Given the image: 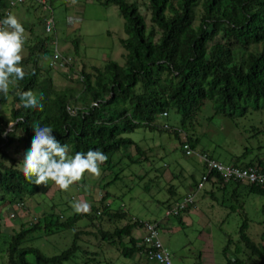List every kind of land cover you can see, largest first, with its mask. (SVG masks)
<instances>
[{"label":"trees","instance_id":"1","mask_svg":"<svg viewBox=\"0 0 264 264\" xmlns=\"http://www.w3.org/2000/svg\"><path fill=\"white\" fill-rule=\"evenodd\" d=\"M47 1L52 14L58 5H66L65 0ZM28 3L34 11L41 10V5ZM104 4L115 5L124 19L127 36L121 40L125 50L122 64L108 59L101 66L83 63L75 71L72 61L67 73L58 71L69 83L55 84L50 74L53 69L42 60L51 54L56 29L45 32L39 16L42 31L23 44L26 54L10 53L0 63V82L6 80L0 88V220L7 208H24L29 199L41 195L54 176L65 174L75 182L66 167L68 161L111 163L112 155L121 147L134 144L140 156L132 161H139L144 152L122 135L126 132L139 127L168 130L182 149L188 144L193 150L199 138L186 132L185 125L196 121L207 101L216 114L226 116L237 111L242 114L249 102H254L255 108L260 103L264 106V0H146L149 19L135 2L104 0ZM10 8L9 0H0V27L9 20L6 10ZM11 23L0 31V46L14 26L28 28L33 34L34 24ZM71 41L77 53L78 40ZM170 111L180 113L179 127L169 129L168 123L157 124L158 117L167 118ZM183 130L186 133L181 136ZM256 148L259 152L253 158L247 159L246 148L239 155H231L228 163L256 166L264 173V144ZM204 174L205 182L212 187L210 193L230 185L232 197L242 190L264 196V183L224 181L213 171ZM198 182L191 184L193 190H197ZM109 197L105 191L95 200L98 205L69 215L56 212L54 203L34 220H21L10 233L0 222L4 263L64 264L77 252L85 257L83 264L97 262V252L88 249L89 244L84 245L81 238L90 231L76 226L84 218L95 226L91 234L97 243L105 240L114 244L122 256H145L141 240L132 235V230L144 227L145 221L128 219L121 206L112 207ZM191 204L174 216L179 218ZM171 207L167 204V209ZM104 218L115 224L112 230L100 223L95 225ZM152 222L159 227L157 221ZM258 224L260 231L255 235L246 232L245 222L240 226V244L226 257L225 264H264V216ZM73 228L71 244L59 253L45 254L36 245V241ZM125 237L128 240L121 244ZM228 242L224 254L230 247Z\"/></svg>","mask_w":264,"mask_h":264},{"label":"rangeland","instance_id":"2","mask_svg":"<svg viewBox=\"0 0 264 264\" xmlns=\"http://www.w3.org/2000/svg\"><path fill=\"white\" fill-rule=\"evenodd\" d=\"M128 1L139 4L140 11L149 19L150 15L144 4L146 0ZM68 4L71 6H67ZM21 9V4L11 7V18L21 20L24 15ZM53 11L57 46L62 53L73 57L75 71L83 63L89 67L101 66L108 59L123 63L125 50L121 40L127 34L124 30V19L115 5L104 4V0H70L66 5H58ZM41 12L42 18L48 15L46 10H39ZM33 21V34L25 29L22 40L16 41V37L6 33L8 37L0 46V63L10 53L17 56L26 54L23 44L42 31L37 19ZM74 38L78 40L77 53L74 52L71 41ZM48 58L49 56L43 58L44 65ZM58 71L65 72V69L50 71L54 83L68 84V79ZM5 82L6 80L0 82V88ZM254 105V102H249L242 114L237 111L236 115L226 116L216 114L212 103L207 101L196 121L185 125L186 132L194 133L199 138V143L190 155L185 153L178 139L168 130L139 127L132 132H126L122 135L137 143L143 150L142 156L145 159L132 161L140 156L134 144L121 147L112 155L111 163L80 164L74 160L68 161L66 167L73 174L75 182L71 183L70 177L65 174L54 176L44 192L29 199L24 208H7L0 220L2 228L10 233L11 228H18L21 220H34L42 212L50 210L54 203L56 212L63 211L65 215L88 210L91 205H98L95 200L107 191L110 193L109 202L112 207L121 206L128 219L138 218L145 222L159 223V239L170 253L172 264H225L226 257L240 244L239 230L244 222L248 224V234L255 235L260 231L258 223L264 216V196L242 190L236 197H232L230 185L225 190L215 188L210 193L212 187L209 182H204L202 188L197 190H193L191 184L200 181L203 173L207 171L198 155L200 150L223 163H228L231 155H239L246 148L249 149L247 159L253 158L259 152L256 147L264 144V106L260 103L255 108ZM180 122L181 115L176 111H170L167 118L161 116L157 119V124L168 123L169 129L179 127ZM186 132L183 130L180 135L183 136ZM109 181L111 182L104 187ZM186 190L193 194V202L188 210L182 212L179 218L174 215L167 216V204L174 207L173 202L180 200L187 193ZM67 203L69 207L66 206ZM95 222V225L100 223L107 230H112L115 226L106 218ZM124 222L122 220L121 224ZM76 226L90 231L89 235H81L85 240L83 244H89L87 248L97 252V262L91 261L89 264H144L145 261H139L138 253L126 257L112 243L105 240L97 243L91 234L96 228L90 225L87 218L79 220ZM73 233L74 228L68 229L46 237L45 240L36 241V245L45 254H56L71 244ZM144 234L143 226H136L132 230V235L138 241ZM127 240L125 237L121 244ZM228 241L231 244L227 254H224ZM84 260L82 252H77L73 259L64 264H83ZM0 264H5L2 253Z\"/></svg>","mask_w":264,"mask_h":264},{"label":"built area","instance_id":"3","mask_svg":"<svg viewBox=\"0 0 264 264\" xmlns=\"http://www.w3.org/2000/svg\"><path fill=\"white\" fill-rule=\"evenodd\" d=\"M34 2L37 5H41L43 10H46L48 15L43 17L44 30L47 33L55 31V18L52 14V9L47 0H9L10 6L14 7L18 4H24L28 2ZM9 10H6L8 13ZM7 26H12L9 20L5 21V24L0 27L5 30ZM8 28V27H7ZM24 28L22 26H14L12 35L18 39H23ZM52 50L48 58V66L52 69L62 70L65 69L67 73L72 65V58L70 56H65L62 51L57 46V39L51 42ZM64 72V71H63ZM70 75V73H68ZM166 115V113H163ZM166 127V126H165ZM183 149L187 155L193 153L192 149L188 144H184ZM207 171H213L222 176L224 181L230 179L239 180L241 182L263 184L264 183V173L259 171L256 166L250 167H240L235 166L231 163H223L215 158L210 157L207 153H198ZM206 174L202 175L200 181L197 184V189L202 188L203 183L206 181ZM193 202V194L188 193L184 195L179 201L174 204L170 209H167L166 215L177 214L182 210L187 204ZM145 234L143 235L139 245L143 246L145 249V262L144 264H172L170 253L164 248L162 242L159 239V231L157 223L155 222H145L144 223Z\"/></svg>","mask_w":264,"mask_h":264},{"label":"crops","instance_id":"4","mask_svg":"<svg viewBox=\"0 0 264 264\" xmlns=\"http://www.w3.org/2000/svg\"><path fill=\"white\" fill-rule=\"evenodd\" d=\"M68 1H70V0H65V2H66V4H67V2ZM21 6H22V11L24 12V15H23V17L21 18V17H19L18 16V18H21V20H16V18H11V10H9V12H10V17H9V20L11 21V22H13V23H15V24H18V23H24V24H26V25H29V24H34V21H33V19H37V17L39 16V17H42L41 15H42V12L41 13H39V11L37 10V11H34L31 7H29L30 6V4L29 3H24V4H21ZM67 6H71V5H67ZM66 6V7H67ZM40 9V8H39ZM41 10H43L42 8H41ZM41 14V15H40ZM68 17V16H67ZM70 17V16H69ZM55 18V17H54ZM71 18V17H70ZM32 21V22H31ZM56 24V23H55ZM34 26V25H33ZM25 29H26V31L28 30V32H31L28 28H24V31H25ZM31 34H32V32H31ZM200 152L201 153H203V152H205L204 150H200ZM207 153V152H206ZM207 154H209V153H207ZM215 159H217V158H215ZM219 160V159H218ZM197 182V181H196ZM190 190H186V192L187 193H185L184 195H186V194H188V193H191V192H189ZM183 195V196H184ZM144 228V227H143ZM139 257H140V260L139 261H144L145 260V258H144V256L142 255V254H140L139 255Z\"/></svg>","mask_w":264,"mask_h":264}]
</instances>
